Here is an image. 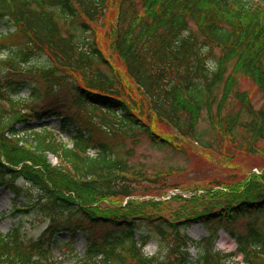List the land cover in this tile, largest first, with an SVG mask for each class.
<instances>
[{
	"label": "trees",
	"instance_id": "obj_1",
	"mask_svg": "<svg viewBox=\"0 0 264 264\" xmlns=\"http://www.w3.org/2000/svg\"><path fill=\"white\" fill-rule=\"evenodd\" d=\"M111 2V45L123 73L94 27ZM0 32V187L13 194V215L48 220L36 239L22 225L0 232V264H56L60 232L69 235L66 244L87 234L75 264H236L237 253L264 264V172L241 184L216 182L221 188L199 211L172 220L147 215L129 199L145 182L168 186L170 173L137 170L123 155L126 140L140 133L159 148L172 146L153 131L152 119L204 149L227 140L232 150L264 155L257 146L264 143V106L239 88L245 76L264 95V0H0ZM38 56L42 66L31 63ZM131 82L147 100L138 111ZM27 88L28 102L21 97ZM205 111L213 136L200 130ZM55 116L63 117L60 131L72 147L43 127ZM103 199L128 201L102 211L96 204ZM239 219L249 220L248 234L237 235ZM194 223L209 229L199 241L186 232ZM142 228L149 229L139 234ZM222 228L236 238L237 252L214 249ZM151 239L154 254L144 249Z\"/></svg>",
	"mask_w": 264,
	"mask_h": 264
},
{
	"label": "rangeland",
	"instance_id": "obj_2",
	"mask_svg": "<svg viewBox=\"0 0 264 264\" xmlns=\"http://www.w3.org/2000/svg\"><path fill=\"white\" fill-rule=\"evenodd\" d=\"M116 16L117 2H111L102 20L94 27L96 29L99 45L103 52L110 58L120 72L123 73L124 67L122 61L115 55L111 45L113 30L116 25ZM6 31V29H2V32L6 33ZM215 53L219 55V49H216ZM31 63L34 66H42L44 64V57H35ZM131 83L134 85L133 82ZM239 88L240 90L250 93L252 103L255 107L260 108L264 106V95L251 79L242 76L239 79ZM21 97L27 102L33 100L28 88L22 92ZM131 97L138 106L136 111L141 110L143 103L145 104L147 101L144 100L143 95L137 90L135 85L133 86ZM232 100L234 101L231 103L237 105V101L235 99ZM141 103L142 105H140ZM229 106L230 104L228 107ZM144 109H146L145 106ZM146 112L147 109L145 113H142L144 118L148 119L149 116H147ZM62 121L63 117H51L43 121V127L53 129L55 133L60 132ZM150 122L153 131L168 138L172 146L168 148H159L151 142L148 136L140 133L138 140H135V138L126 140V149L123 152V155L130 163L135 165L137 170H145L149 174L158 171L170 173L167 177L168 186L162 189L161 185L145 182L138 188V194L129 198L131 201L141 204L134 206H139L140 208H137L147 215H163L172 220L184 219L187 216H191L192 212L196 210L199 211L202 208V204L210 198V192L221 188V185H217L216 182H235V184H241L246 179L249 180L254 173L262 175L264 172L263 154L250 153L247 151L237 152L234 149L232 150L227 140L223 141L224 143L221 147L217 146L215 143L214 147H216V150L204 149L195 142L178 139L177 133L171 126L160 124L153 119ZM200 130H209V136L213 134L210 132L208 114L206 111L204 112V117L200 124ZM61 137L62 139L64 137L63 140L65 142H71L68 135L63 134ZM257 146L264 148V143L259 142ZM96 152L97 150L92 153L95 154ZM231 153L234 154L233 157H230L231 155L229 154ZM50 159L54 162H58L52 156H50ZM260 181L262 182V180ZM19 184H23V181L20 180ZM226 197L227 196H224L222 199ZM12 199L13 194L11 191L0 187V232L7 233L14 226L22 225L26 237L28 239H36L47 227L48 220L37 221L35 216H28L26 214L13 215L14 208ZM127 201V199H120L115 203L113 200L103 199L96 205L99 210L106 211L110 208H119L125 205ZM248 223V219H239L233 223V228L237 231L238 236L248 234ZM260 224L261 222L256 224V226L258 227ZM148 229L149 228H142V230L137 232L139 234H144ZM100 231L101 228L96 229V232L99 233ZM186 232L190 237L199 241L209 234V229L208 226L194 223L186 229ZM86 235L87 234L79 233L74 242L66 244V242L70 240V237L64 234V232H60L56 237L63 241L64 244L59 242V247H56L53 251L56 264L78 263L79 257L84 255L85 252ZM236 241V238L231 236L225 229H220L216 239V247L222 250L236 251L238 247ZM145 250L148 254H154L159 250L157 241L151 239L145 246ZM191 253L193 259H196L198 256V249L192 247ZM235 260L240 264H244L242 262L241 253H238Z\"/></svg>",
	"mask_w": 264,
	"mask_h": 264
}]
</instances>
